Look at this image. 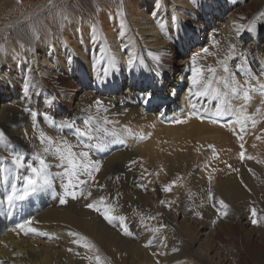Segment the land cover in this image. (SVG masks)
<instances>
[{"label":"bare ground","instance_id":"obj_1","mask_svg":"<svg viewBox=\"0 0 264 264\" xmlns=\"http://www.w3.org/2000/svg\"><path fill=\"white\" fill-rule=\"evenodd\" d=\"M58 1L60 0L39 2L34 7L25 9L19 15L11 16L5 25L0 26V32L7 29L10 32L15 31L14 40L9 44L7 43L5 50L0 52V86L7 89L5 84L10 82L13 87L12 90L7 89L6 92L4 91L5 94L0 100V132L4 134V139L0 140V162L3 163L5 168L9 169L8 173L0 174V264H84L85 251L82 250V247H80L81 249L78 248L76 253H70L65 245L67 241V245L78 246V244L70 243L75 238L79 239V237H73L70 233H78V231L84 234L81 236L86 237V240L91 242L104 243L110 241L122 250L141 255L149 250V248L142 247V242L131 243L128 240L129 238H122L120 235L112 233L111 229H107L102 224L103 220L98 219L95 222L90 211L80 205L68 203L67 206H58L57 203V206L46 208L49 203L54 201L56 195H54V192L48 193L47 188L38 190L28 199L18 202L14 206H9L6 203L5 198L11 190V184L15 183L18 189L22 187V178L25 173V175L28 174L26 165L35 166L37 164V161L33 159V154L38 151L37 147L38 145L41 146V143L37 131L32 130L34 117L38 116V122L40 120L41 125L44 124L45 127H49L52 133L57 129L58 131L62 130L69 138L71 135H75L74 129L61 128L58 125L63 122H74L77 127V119H82L81 109L88 110L89 106L100 99L107 108V112L114 111L121 116L125 114L123 116L124 120H122L125 124L130 123L135 128L138 126L143 131L141 132L146 137L143 140L132 138L135 141L131 143L128 136L125 142L118 140L106 143L96 150L93 149L95 153L93 158H99L103 155L105 160L107 159L104 161L106 164L101 165L105 167L104 174L102 173V178L100 177L101 180H97L92 187V196H97L101 190L99 183L103 185L105 182L103 179L112 180L114 175L123 173L124 164L126 161L131 160L134 154L147 155L146 157L152 156L164 143L173 138L172 141L178 139L184 141L187 137H191L193 139L197 138L203 143L206 140H213L223 146V142L230 139L229 136L235 135L234 130L239 131L240 126L238 124L228 121L230 117L235 116L217 117L214 115L216 101L211 99L196 100L189 97L190 84L188 77L191 69L189 58H193V54L188 50H182L173 41L188 25H195L202 32H206L204 33L205 36L207 34L206 42L214 37L212 29H208L203 23L198 24L191 21L192 17L194 18L200 13L211 12L208 16L210 18L212 12H214L218 17L215 24L220 25V34L217 35V38L225 43L227 47L229 42H234L236 51L239 53L231 60V65L236 69L239 59H246L247 64L256 76L255 80L250 81V85L258 86V82L264 84V15L262 13L256 16L255 12V19L249 24L244 22L238 13L229 12V14L225 13L218 16V11H226L227 0H110V2L113 1V7L110 6L112 3L106 4L103 7V13L98 14L97 9L93 12L96 16L95 20L98 25L95 24L97 28L99 26V28H102V38L99 35L92 37L93 35H89L85 29L69 31L58 27L59 25L49 31L42 28L44 24H40L42 25L41 36L39 39L34 40L32 37L28 39L23 34L20 35L16 32L23 21L43 9L55 5ZM120 1L123 2L122 8L119 9ZM248 3L249 1H245L244 7H248ZM93 7L96 6L93 5ZM262 8L264 9V3H262ZM114 9H118V14ZM253 22L254 27L248 30ZM241 24L245 28L237 33V25ZM213 28L218 30L215 26ZM205 36L203 39H205ZM212 41L210 42L212 43ZM206 42L204 41V43ZM205 45L206 48L207 44ZM195 50L199 53L197 49ZM128 52H132L141 58L143 63H138L133 69L129 70L126 67L129 58ZM202 55L203 52L201 51L200 54L194 56L201 67L206 63ZM153 56L160 58L158 60H161V66L168 65L165 70L161 69L160 72L154 68L156 65L153 63ZM171 57L177 59L173 61ZM112 58L116 61L117 66L115 68L110 64ZM171 61H173V64ZM171 65L174 67L171 68ZM106 70L107 75H105ZM61 73L67 77V83L74 87L76 93L72 101H70L69 94L66 95L65 99L70 101L66 103L68 106L66 113L53 106L58 96L53 93L54 89L49 85L50 79L53 77L58 78ZM70 75H72V80H68ZM156 79L159 80V84L152 85V80ZM74 80L77 81L78 85L74 83ZM20 81H26L25 84L29 85L27 91H25L26 93L19 91ZM101 85L104 86L100 88ZM32 95L46 97L48 101L42 102V99H36L35 97L38 104L33 103ZM252 95L260 101L251 99L248 103L253 106L251 111L259 110L260 119H258L255 126L251 121L245 122L248 126L247 131L244 132L246 134L249 131L252 133L256 128L262 130L264 127L262 126L264 122V96L259 93H255V95L252 93ZM192 103L196 104L195 109L199 110L200 115L193 113ZM248 103L244 106L245 108H247ZM56 105L59 104L56 103ZM242 105H244V102H242ZM50 110L53 113L49 114L48 111L50 112ZM205 114H210L215 120L205 119ZM177 120L183 122L177 123ZM165 125L171 126L165 127ZM131 128L134 129L133 126ZM51 132L44 134L52 135ZM78 139L75 138L76 141H81ZM262 139L264 138L262 137ZM170 143L166 146H170ZM121 146H125L122 153L127 151L130 153H127L128 155L113 154L112 157L107 158L106 155L111 153L112 149L114 151ZM16 153H22L25 157V167L22 169H16L11 164L12 154ZM49 157L46 156L47 162H50ZM209 163H211L210 160ZM12 171L15 172V176L11 174ZM125 178L126 186L131 188L130 175H126ZM226 183L229 184V189L235 199L236 196L239 197L240 195L246 197L243 186L239 182L232 180ZM36 217L40 221L39 225L47 226L44 227V230H41L43 227L41 229L36 227L35 222L37 221H33ZM240 217L248 227L250 223L248 217L246 215ZM27 221H31V223L28 224ZM182 221L184 222L176 215L171 223L175 227L180 226V224L185 227L184 230H181V237H184L185 231L188 235V227L192 231L193 237L189 239L187 245L185 244L186 249H184L183 255L192 254L199 261V264H235L227 254L219 250V246L211 244L213 238L207 237V234H205L207 232L204 233L202 230L196 232L190 224L186 222L182 224ZM30 228L34 231H29ZM225 230L218 229L216 236L223 234ZM256 230L251 228L244 229L243 232L240 231L242 246L245 250H253L254 246L251 244V239L264 238V231L256 232ZM231 231L234 232L233 229ZM21 232L24 234H21ZM33 232L47 235L48 241L34 238V235L30 236ZM238 233L239 231L235 230L234 233L230 234H236L237 237ZM179 257L180 255L176 254L168 260L166 259V264L181 263L179 259L182 257ZM254 258L256 259L255 255Z\"/></svg>","mask_w":264,"mask_h":264},{"label":"rangeland","instance_id":"obj_2","mask_svg":"<svg viewBox=\"0 0 264 264\" xmlns=\"http://www.w3.org/2000/svg\"><path fill=\"white\" fill-rule=\"evenodd\" d=\"M42 1L44 0H0V26L5 25L11 16H17L25 9L34 7L37 3ZM245 1H249L248 7L246 6L244 7ZM109 2L110 0H60L55 5L45 8L42 11L34 14L32 17L23 21L18 27V29H16V32L20 35L23 34V36H26L28 39L32 37L34 40L40 38L41 26L43 24L44 25L42 26V28L49 31H51V29L59 25L58 27H61L64 30H69V31H73L77 29L79 31L80 29H85L86 31H88L89 35H93L92 37L99 35V37L101 36L100 38H102L103 36L102 28H99L100 26L97 28L98 24L96 23L95 20L96 16L94 15L93 12L94 10L97 9L98 14L103 13L104 12L103 7H105L106 4L112 3L110 6L113 7V1H111L110 3ZM122 2L123 1H120L119 2L120 5L119 4H118L119 6L117 5L119 9L122 8ZM226 2H227L226 11L225 12L218 11L219 13L218 16L224 15L225 13L229 14V12L230 13L234 12L235 14L237 13L240 14L241 19L244 22L251 24V21H254L255 19L254 17L255 12H256V16L257 14L260 13L264 14L263 12L264 9L263 8L261 9L264 0H242V1L227 0ZM93 5L96 7L94 8ZM114 10L118 14V9L117 10L114 9ZM90 12L93 13L91 16H90L91 14ZM210 13L211 12L200 13L198 16H195L194 18L192 17L191 19V21H195L198 24L203 23L205 27H207L208 29H212V32L214 33L213 34L214 37L210 38L208 42H206L207 34L206 36L204 34L206 32H202L200 28L196 27L195 25L186 26L181 31L180 35L177 36L173 41V43H176L182 50L185 49L190 51L193 54V57L197 54H200L201 51L203 50L202 48L206 46L205 44H207L208 48L207 47L206 48L210 49L209 53L211 55L209 53L206 54L202 51L203 55H205V57H203L202 55V58L206 62L205 64L202 65V67L216 66L217 61L219 59H222L228 52L227 49L228 47L226 46V44L222 43L220 39L217 38V35L220 34V28H219L220 25L215 24L218 17L215 15L214 12H212L211 17L209 18L208 16L210 15ZM72 25L75 27H73ZM213 26H215V28H217L218 30H214ZM34 29L36 31V36H38V38L34 37L33 34ZM14 35H15V31L10 32L8 29L6 31L4 30L0 32V44L4 45L3 51L5 50L7 43L9 44L12 40H14L15 37ZM204 36L205 39H203ZM211 39L213 41L218 42V44L215 47L213 46V41ZM203 40L206 43H204ZM210 41H212V43ZM229 44L234 45L235 43L229 42L228 45ZM192 48H194V50H192ZM195 49H197L199 53L196 52ZM152 58H154L153 63L154 65H156L154 66V68L158 69V71L161 72V69L165 70V67L168 66L166 64L161 66L162 64L161 60L155 59L154 56ZM176 59H177L176 57L172 58L173 61H175ZM189 59L192 60V58ZM240 59H239V64L244 60V58L241 59V62ZM173 61H171V63ZM230 61H229V67L233 69L232 70L233 72H235L237 81L240 84H244L245 77L243 76V74L236 72V69L233 67V65H231L232 61L231 63ZM249 63L252 64L251 62ZM173 67L174 66L171 65V68ZM173 73L174 70L172 72V75ZM217 75L223 76L224 73L222 72V70L218 69ZM58 76H59L58 78L53 77L49 81V85L54 89L53 93H56L58 96V99L55 100L53 106L57 107V109L61 110L63 113H66L68 110L67 109L68 106L66 103L67 101L68 103L72 101V98L76 95V93L74 87L70 86V83H67L66 81L67 77L64 74L61 73V75L59 74ZM69 79L72 80V75L68 76V80ZM25 83L26 81H20L19 91L21 93H26L25 91H27L25 90V86H26ZM74 83L78 85L76 80H74ZM151 84L158 85L159 80L158 79L152 80ZM5 85L7 86V89L12 90L13 87L12 85H10V82L8 83L6 82ZM103 86L104 85H101L100 88ZM89 87L91 88L90 85ZM7 89L1 88L0 86V100H2V97L4 96ZM67 94H69V98H71L70 101L69 99L68 100L65 99ZM253 94L255 95V93ZM251 96L254 101H260L259 99H255L252 94ZM31 97L33 98L32 102L36 104H38V102L36 101V99L38 98L42 99V102L48 101L47 100L48 98L46 97H38L36 95L35 96L32 95ZM242 102H244L242 98V94L240 98H234L230 101L234 109L240 108L242 106ZM56 103H58L59 105L57 106ZM250 104L251 103H248L247 108H245L246 114L254 116L257 122L258 119H260L259 118L260 114H258L257 111H251L253 109V106H251ZM81 110L82 111H80V113L82 114V119L81 120L77 119L76 121L78 123L77 125L78 128L84 127L83 120L85 116L88 114V112H86L87 110L84 109ZM93 112H95L94 108H93ZM48 113L51 114L53 112L50 110V112L48 111ZM104 116H106L107 119L110 121V123L106 125V127H108L109 129L116 128L117 130H120L125 127L130 129L132 134L131 135L125 134L124 136H122L120 139V141L122 142H125L126 137L129 136L132 143L133 141L138 139V134L144 135V133H142L143 131L138 126H136L135 128L134 125L130 123L125 124V122L122 121L124 120L123 116H125V114L121 116L113 111V112L104 113ZM36 117H34L35 119L33 120L32 130L35 129L38 134H40V132L43 133L51 132L49 127H45L44 124L41 125L40 120L38 122V116ZM263 124L262 126H264ZM132 126L134 127V129L131 128ZM170 126L171 125H165V127H170ZM242 134L244 136V140L242 142L237 139L236 135H231L229 136L230 138L229 140L226 139V141L223 142L224 143L223 146H221L219 143L213 140H209V141L206 140L203 143L197 138L193 139L191 137H187L186 138L187 140L185 139L184 141H181L179 139L176 141H172L174 140L173 138L168 140L170 142L172 141L171 143L167 141V143H164L165 146L162 145L163 147L161 146L154 155L149 156L151 158L146 157L147 155L141 156L140 154H134L131 160H129L128 162L126 161L127 164L126 163L124 164L123 173H118L117 175H114L112 180L103 179L105 181L103 184L104 186L103 190L99 191V195L92 196V198H90V201L89 200L86 201L83 198L73 200L70 197H68L66 198L67 202L64 205H61L58 202V199L60 195L63 194L64 191L62 186L64 178L62 176H58L54 179V183H53L54 186L52 185L50 189L47 188L48 193L54 192V195L55 194L56 195L54 196V201L52 203H49L46 208L53 207L54 205L57 206V203L58 206H67L68 203L69 204L75 203L77 205L84 207L85 203L91 202V199L98 198L103 194V196H105L106 198V201L111 202L116 207L115 214L122 215L126 218V225L129 231L132 233V235L131 236L123 235L122 230L119 227V222H114V224L110 225L108 224L107 221L103 219V217L98 212L88 209L91 215L93 216L94 221L96 222L98 221V219H101L103 220L102 224L106 226L107 229H111L112 233L118 234L122 238L123 237L126 239L129 238L128 240H130L131 243L133 242L135 243L138 241L142 242V247L149 248V250H147L144 253V255H141L135 252L122 250L118 246L113 245L110 241L104 243H97V241L91 242L90 240H86L87 243L94 245L95 247L93 249L82 247V250L85 251L84 259L85 256L93 257L92 260L85 259L84 264H96L94 259L96 255H99L101 257V264H156L157 260L160 261V264H166L168 258L176 254H179L180 257H182L181 259H179V261L181 262L179 264H199V261L192 254L183 255V252H185L184 249H186V245L189 242V239L193 237V234L191 229L188 227V235L185 231L184 237H181V230H184L185 227L182 226L181 224L180 226L178 225L175 227L171 223L176 215L178 216L179 219L184 220V222L182 221V224H184L185 222L187 224H190L192 226V229H195L196 232H198L199 230H202L204 233L207 232L205 233L207 234V237L209 236L213 238L211 244H216L217 246H219L220 247L219 250H222L224 254H227L228 257H230L235 264H264V238L263 239L253 238L254 240L251 239L252 240L251 244L254 246V248L252 251H249L248 249L245 250L244 247L242 246V242H241L242 236L240 235V231L243 232L244 229H251V228L255 230L257 229L256 232H262V230L264 231V223H261L260 226H253L251 224V215L249 212V209L254 207L257 210L258 215H264V139H262V137L264 138V127L262 128V130L259 129L257 130L256 128L252 131V133L249 131L247 133L248 135L246 133H242ZM46 136L50 138L52 137L53 140L63 138L64 140L68 141L73 145L78 143V141L75 140V138H77L76 135H71L68 138V136L65 134V131H58V129L54 131L52 135L50 134ZM257 136L258 137L260 136L259 139H257ZM132 138H135V140H133ZM79 140H81L80 142L84 144H87L85 142H89L87 138H85V141H83L79 137ZM90 142L92 143L93 141ZM168 143H170L172 146L171 145L166 146L168 145ZM240 143H244L246 156H252L254 157V159L251 160L245 159L241 161V159L239 158V153L241 151L239 147ZM208 145L215 146L217 153V156L215 158H213L212 150L208 148ZM255 145L257 146L255 147ZM42 147L43 145L41 146L38 145L37 150H40ZM124 147L125 146H121L120 148H117L114 151L112 149V152L106 155L108 156L107 158H109L110 156L112 157L113 154L128 155L127 153H130L129 151H127L126 153H122ZM75 150L79 151L80 149L77 148ZM89 151H90V158L93 161L100 164L99 165L100 171L93 173L95 179L94 181L89 180L87 186L84 187L85 193H87L88 191L92 192L93 184L97 182V180H101L100 177L102 178V175L104 174L105 171L104 165L103 166L101 165L103 163L106 164V162L104 161L107 160V159L105 160V156L103 155H101L99 158H93L95 155V153H93V149H90ZM220 156L222 157V159ZM53 159L51 156L49 157L50 160L49 163L54 165L51 168V172L55 176L56 173L62 172V169L55 167V165H57L59 161L55 158ZM132 160H136L137 163L135 165H130V161ZM209 160L211 163H209ZM223 163H225L226 165ZM229 165H231V168L229 167ZM35 166H38V164H36ZM145 169L147 170L146 172L144 171ZM149 173H151V175H149ZM200 173L202 174L200 175ZM259 174H261L260 177ZM126 175H130L129 179L132 185L131 188L126 186L125 183ZM209 175L212 176L210 182L208 180ZM117 177H119V179H117ZM177 177H180L181 179L177 181L176 185L172 188V190L168 193L163 192L162 191L163 186L170 183L171 181H176ZM82 178L86 180L88 179V177L86 176ZM232 180H236L241 184V186H243V192L246 194V197L240 195L239 197L236 196L235 199L232 191L229 189L230 187L229 184L226 183L227 181H232ZM137 183H143L145 185L146 190L137 187L136 186ZM99 185L102 184L99 183ZM48 189L50 190V192ZM209 189H211L213 193L214 199L212 201L207 200V193ZM117 193H119L118 197L116 195ZM189 193L192 194L191 198H189ZM217 198L222 199L228 206H230L228 215L226 217H220L217 215V208L219 207V205L215 203V200ZM161 200H164L166 204H168V202L170 201H174V203H172L170 207H166L160 204ZM121 208L123 211L121 210ZM140 213H143L145 215V226H141ZM196 213H200V215L197 216ZM148 215L156 216V219L148 220L147 219ZM242 215H246L248 217V220L250 222L248 227L250 228H248L247 225L244 224V222L242 221L240 217ZM34 219H33L34 222L37 221L35 222L37 224L36 226L37 228L40 227L39 229H41L43 227L41 230H44L47 227V226L39 225L40 221L37 220V217ZM213 221H215V223H213ZM161 223H163L165 227L162 229L161 233L158 234V238L153 239V234L149 229L151 227H159ZM218 229H226V230L223 234L216 236L217 235L216 232ZM232 229L234 230V232L235 230L239 231L237 237L236 234H230V233H234L231 231ZM33 233H31V235L29 233V235L30 236L34 235L33 236L34 238H39L48 241L47 235L36 232ZM21 234L24 233L21 232ZM79 234L84 235L82 233ZM90 236L92 235L90 234ZM161 238H166L164 240V243L167 245L166 247L163 244H161L160 242ZM150 239H153L152 245L150 247H145L146 243ZM74 240H79V239L75 238ZM84 242L85 241H80V244H84ZM70 243L72 244L73 242L70 241ZM65 245L67 246L66 248L67 250L69 249L72 250L69 251L70 253H76L77 249L81 247L79 245L78 246L77 245L70 246V244L67 245V241ZM173 248H177L179 249V251L174 253L172 252ZM160 252H164L166 253V255L163 256L154 255V253H160ZM254 255L256 256V259L258 258V260L254 258Z\"/></svg>","mask_w":264,"mask_h":264},{"label":"snow or ice","instance_id":"obj_3","mask_svg":"<svg viewBox=\"0 0 264 264\" xmlns=\"http://www.w3.org/2000/svg\"><path fill=\"white\" fill-rule=\"evenodd\" d=\"M264 15V14H262ZM253 25L249 26L248 30H251ZM245 26L243 24L237 25V33L244 30ZM33 34L35 38L36 36L35 29L33 30ZM218 44L217 41H213V46ZM4 45L0 44V51H3ZM124 51V49H122ZM204 53H209V49L204 48L202 50ZM239 53L236 51L235 45H228L227 54L217 61L216 66H207L201 67L198 65L197 58L193 57L191 60V69L189 79V97L195 98L196 100L201 99H211L217 102L216 110L214 115L217 117L220 116H235V123L238 124L239 131L234 130V134L237 136V139L240 141L244 140V136L241 133L247 131L246 123L247 121H251L253 126L256 124V120L254 116L247 115L245 111V105L252 99V93H259L261 96H264V84H259L258 86H251L250 81L255 80L256 76L253 71L250 69L247 64L246 59L243 60L240 64L236 65V72L243 74L245 77L244 84H240L236 79L235 72L229 67V61L234 59ZM129 58L126 62V67L131 70L138 63H143L142 59L137 57L134 53L128 52ZM155 59H159L155 57ZM110 64L113 68H115L116 61L114 58L110 60ZM218 69L222 70L224 73L223 76L217 75ZM105 75H107V70L105 71ZM247 85V87H246ZM29 85L26 84L25 90ZM242 94V98L244 101V105L240 108L234 109L230 103V101L234 98H240ZM150 102V98H149ZM192 109L196 108V104H191ZM95 109V112L92 109ZM88 114L85 116L83 120V128H78L75 126L74 122H63L58 127L64 128L67 127L69 129H74L75 135L80 138H87L88 141H93L92 143L84 144L78 141L77 144L73 145L63 138H59L53 140L50 137H47L43 132L39 134V141L43 147L36 151L33 154V159L37 161L38 166L27 165L29 174L24 175L22 180L23 184L21 188H17L15 183L11 184V190L6 195L5 201L9 206H14L18 202L25 201L38 190L44 188L52 187L54 183V179L58 176H62L64 178L63 181V194L59 197V203L64 205L67 202L68 197L73 200H77L83 198L84 200H89L92 198V192L88 191L85 193L84 187L87 186L89 180L94 181V172L100 171V166L97 162L93 161L90 158V149H98L103 147L106 143H112L121 139L125 134L131 135V131L128 128H122L117 130L116 128L109 129L106 127L110 123L104 113L107 112V108L104 106L103 101L97 99L93 105L89 106L87 110ZM259 114V110H257ZM183 121L177 120V123H182ZM146 137L141 134L138 136V139L143 140ZM4 139V134L0 132V140ZM259 139V137H257ZM239 147L241 149L239 153V158L241 161L245 159H254L252 156H246L244 143H240ZM79 148L77 151L75 149ZM208 148L212 150L213 158L217 156L216 149L214 145H208ZM46 156H51L59 161L55 167L61 168L62 172L56 173L55 176L51 172V168L54 166L47 162ZM137 163L136 160L130 161V165H135ZM11 164L15 166L16 169H22L25 167V157L22 153L12 154ZM231 168V165H229ZM147 171L146 169L144 170ZM251 171V170H250ZM9 169L5 168L3 163L0 162V174L8 173ZM11 174L15 176V172L12 171ZM151 175V173H149ZM88 177V179H83L82 177ZM143 178V177H141ZM119 179V177H117ZM181 179L177 177L176 181H171L170 183L163 186L162 191L168 193L172 190V188L176 185L177 181ZM212 176H208L209 182L211 181ZM137 187L141 189H145V185L143 183H137ZM99 188L103 190L104 186L99 185ZM146 190V189H145ZM117 197L119 193L116 194ZM191 193H189V198H191ZM214 199L213 193L211 189H209L207 193V200L212 201ZM174 201L165 203L164 200L160 201L161 205L166 207H170ZM215 203L219 205L217 208V215L220 217H226L229 212V206L222 200L216 199ZM84 207L86 209L98 212L105 221H107L110 225L114 224V222H119V227L122 230V234L125 236H131L132 233L129 231L126 225V218L122 215L115 214L116 207L111 203L107 202L105 196L101 195L98 198L91 199V202L85 203ZM251 215V224L253 226H260L261 223H264V215H258L257 210L253 207L249 209ZM159 215V214H157ZM197 216L200 213H196ZM140 223L141 226H145V215L140 213ZM148 220H155L156 216H147ZM26 223L30 224L31 221H27ZM215 223V221H213ZM23 227V226H22ZM165 227L163 223L159 225V227H151L149 230L153 234V239L158 238V234L161 233L162 229ZM29 231H34V229H29ZM73 237H79V240H73L72 242L78 244L81 247H85L88 249H93L95 246L86 242V237L81 236L79 233L72 232L70 233ZM153 239L148 240L145 247H150L153 243ZM166 238H161L160 242L165 247L167 246L164 243ZM80 241H85L84 244H80ZM69 251H72L69 249ZM179 249L173 248L172 252H177ZM154 255H166L164 252L154 253ZM85 259L92 260V256H87ZM96 264H101V257L96 255L94 257ZM156 264H160V261L157 260Z\"/></svg>","mask_w":264,"mask_h":264}]
</instances>
